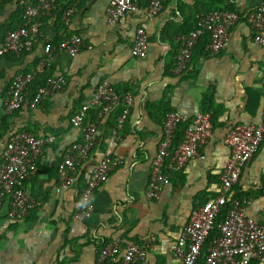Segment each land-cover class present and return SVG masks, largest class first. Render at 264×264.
I'll list each match as a JSON object with an SVG mask.
<instances>
[{
    "label": "crops",
    "instance_id": "obj_1",
    "mask_svg": "<svg viewBox=\"0 0 264 264\" xmlns=\"http://www.w3.org/2000/svg\"><path fill=\"white\" fill-rule=\"evenodd\" d=\"M260 1L167 0L159 14L148 20L147 0H139L137 12L127 13L111 25L105 15L108 0H74L67 30L80 36L84 47L75 57L60 54L47 74L63 76L64 89L35 108L25 98L22 107L11 114L3 104L9 88L16 75L41 59L43 44L56 36L54 21L43 22L42 38L31 52L15 59L10 54L0 56V130L6 125L0 138V156L7 138L23 130L33 137L54 138L43 147L23 180L35 203L30 214L23 220L10 219L7 198L0 207V264H93L100 249L113 239L142 243L150 238L153 241L146 248L144 262L136 264H181L170 246L188 223L191 211L217 196L229 157L224 139L236 126L264 120V47L254 42L250 27L241 19L217 55L210 56L206 46L203 50L194 48L186 70L176 76L172 69L178 55L177 35L186 28V18L194 21L219 3L243 16ZM17 2L5 3L0 24ZM143 24L147 51L135 58L131 46L135 31ZM3 38L0 34V48ZM105 80L116 91L128 90L134 98L121 141L115 147L110 138L119 115L117 107L99 122L97 142L88 160L78 166L76 182L57 193V165L66 148L81 139V131L71 126L70 118L88 104ZM207 95L216 115L211 123L212 137L202 150L205 158L191 160L179 172H169L167 186L156 199L148 200L144 192L162 138L164 112L193 117L202 112ZM105 152L118 155L122 164L94 192L91 217L79 222L74 218V202ZM235 192L251 199L246 214L264 223V140L243 167L232 189ZM253 264H264V258Z\"/></svg>",
    "mask_w": 264,
    "mask_h": 264
},
{
    "label": "built area",
    "instance_id": "obj_2",
    "mask_svg": "<svg viewBox=\"0 0 264 264\" xmlns=\"http://www.w3.org/2000/svg\"><path fill=\"white\" fill-rule=\"evenodd\" d=\"M5 1L0 0V6ZM138 1L108 0L105 9L107 22L115 25L125 14L137 12ZM166 1L148 0L146 18L152 20L157 16ZM58 2L59 0H19L25 22L23 26L4 36L0 56L7 53L21 56L31 52L42 38V19L50 16ZM72 16L73 10L70 8L63 13L61 19L66 27H69ZM195 19L196 29L178 37V55L172 69L176 76L186 70L194 48L205 33L209 36L207 52L210 56L217 55L224 48L230 30L241 19L250 27L254 42L264 47V0H261L253 11L243 16L237 12L215 10L201 13ZM147 46L146 25L143 24L135 31L131 55L135 58L143 57ZM83 47L82 38L69 31L65 38L55 45L51 42L44 43L41 59L32 66L29 73L18 74L14 78L3 102L5 111L11 114L22 107L27 87L37 77L51 72L60 54L75 57ZM65 85L63 76H48L45 85L38 89L30 101V106L35 108L55 92L63 90ZM133 106L134 98L130 92L121 95L106 80L96 87L88 104L82 105L70 118L71 126L81 131V139L66 148L57 165V193L67 190L76 182L77 168L88 160L97 142L98 124L104 116L117 107L122 110L110 129L111 142L116 147L121 141V133ZM180 126H185L183 138L177 147L173 148V138ZM161 133L162 138L151 162L149 180L144 192L148 200L156 199L167 186L169 172H179L191 160L205 158L202 150L213 134L211 114L198 112L193 117H188L168 112L161 122ZM263 140V119L257 124L236 126L224 139L223 143L229 149V157L221 173L217 196L191 211L188 223L182 228L176 242L170 246L171 253L181 264H253L264 258V223L246 214L250 198H236L232 193L233 187L239 182L243 167L256 154ZM53 141V137L43 139L26 132L15 133L7 138L0 156V207L4 198H7L10 219L23 220L33 210L35 203L23 180L41 156L43 147ZM121 164L118 155L110 152L102 154L74 202L73 213L77 221L83 222L91 217L94 211V192ZM222 213L225 215L217 225L218 235L211 239L203 261L199 262L215 219ZM152 241V238L142 243L113 239L100 249L93 264L142 263L145 260L146 248Z\"/></svg>",
    "mask_w": 264,
    "mask_h": 264
},
{
    "label": "trees",
    "instance_id": "obj_3",
    "mask_svg": "<svg viewBox=\"0 0 264 264\" xmlns=\"http://www.w3.org/2000/svg\"><path fill=\"white\" fill-rule=\"evenodd\" d=\"M10 1L11 0H6L4 3H2V5L0 6V10L3 9L5 3H9ZM73 2H74V0H59L58 4L56 6V9L50 14V16L44 17L42 19V23L43 22L46 23L48 21H54V26H56L55 28H57V33H56L55 38H53L52 41H49L53 45L59 43L62 39L65 38V35L68 33V30H67L68 27H66L64 25V23L62 22L61 18H62L63 13L72 6ZM211 8H212L211 11H213V10H225V11H229V12H234L233 8H231V7H222V5L220 3L217 6H212ZM24 22L25 21L23 19V8L19 4V2H17L15 10L7 17V19L3 23L0 24V34H2V36L4 37L7 33L13 32L16 29H18L19 27L23 26ZM43 26H44V24L42 25V28H41V32L42 33H43V30H42ZM184 26L187 29L186 28L184 29V27H183L184 30L183 31L181 30L182 34L177 35V38L182 36V35H187V34L193 32L196 29V19H194V21H191V19L186 18ZM208 40H209V36H208L207 33H205L203 35V37L200 38V40H199V42H198V44L196 45L195 48H197L199 50H203V48L208 43ZM8 54H10V53H7L5 55H8ZM10 55L13 57V59H15L14 56H16V55H14V54H10ZM36 62L37 61H35V63ZM29 71H30V69L26 70L22 74H27V73H29ZM47 78H48V75H41V76L37 77L27 87V89H26V97L25 98H27L28 101H31L32 98H34V96L36 95L38 89L45 85V82H46ZM127 91L128 90H121V91L118 90L117 92L122 95V94L126 93ZM201 107H202V112L203 113H210L211 114V123H213V117H214V115H216V109L214 107V104L212 102V99H211L210 95H207L204 98V100L202 101V106ZM121 111L122 110L120 108L119 111H118V114H120ZM167 113L168 112H164V116ZM5 128H6V125L4 127H2L3 130ZM184 129H185V126L178 127V129H177V131H176V133L174 135V138H173V148H176L177 145L182 140ZM3 130H0L1 131L0 138H2L3 134L5 133ZM23 131L28 134V130H23ZM233 196L236 197V198L245 197L244 194L239 193V192L233 193ZM224 215L225 214L222 213L215 219L213 230H212L209 238L205 242V245L203 247L201 258L199 259V262L203 261V257H204V255L207 252V249H208V246H209V243H210L211 239H213L214 237H216L218 235L217 225H218V223H220L222 221Z\"/></svg>",
    "mask_w": 264,
    "mask_h": 264
},
{
    "label": "water",
    "instance_id": "obj_4",
    "mask_svg": "<svg viewBox=\"0 0 264 264\" xmlns=\"http://www.w3.org/2000/svg\"><path fill=\"white\" fill-rule=\"evenodd\" d=\"M57 204V201H55V205ZM54 213V211L52 212V214Z\"/></svg>",
    "mask_w": 264,
    "mask_h": 264
}]
</instances>
